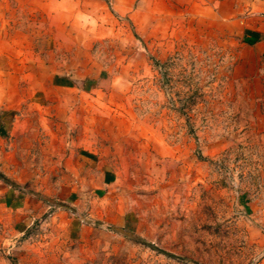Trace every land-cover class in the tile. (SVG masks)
Here are the masks:
<instances>
[{"label": "rangeland", "instance_id": "rangeland-1", "mask_svg": "<svg viewBox=\"0 0 264 264\" xmlns=\"http://www.w3.org/2000/svg\"><path fill=\"white\" fill-rule=\"evenodd\" d=\"M249 1L0 0L3 264H264Z\"/></svg>", "mask_w": 264, "mask_h": 264}, {"label": "crops", "instance_id": "crops-1", "mask_svg": "<svg viewBox=\"0 0 264 264\" xmlns=\"http://www.w3.org/2000/svg\"><path fill=\"white\" fill-rule=\"evenodd\" d=\"M248 3H264V0H250ZM260 18V14H255V12H253L249 16H247L245 23L252 24V26H255L259 22ZM1 183L2 180L0 179V184ZM17 200L18 202H15ZM0 206H4L3 210H5V218H9V220H5L6 224L10 226L8 234L9 236L12 235L13 227L15 224L22 226L26 223L27 225V221H29L30 218L35 215L34 207L30 203L29 199L23 198L22 200H20L14 198L13 194L0 192ZM4 261L5 259L0 251V264H3Z\"/></svg>", "mask_w": 264, "mask_h": 264}, {"label": "trees", "instance_id": "trees-1", "mask_svg": "<svg viewBox=\"0 0 264 264\" xmlns=\"http://www.w3.org/2000/svg\"><path fill=\"white\" fill-rule=\"evenodd\" d=\"M153 246V245H152Z\"/></svg>", "mask_w": 264, "mask_h": 264}]
</instances>
